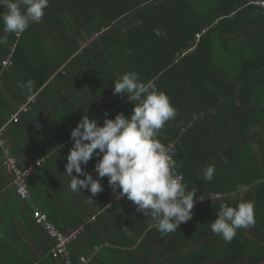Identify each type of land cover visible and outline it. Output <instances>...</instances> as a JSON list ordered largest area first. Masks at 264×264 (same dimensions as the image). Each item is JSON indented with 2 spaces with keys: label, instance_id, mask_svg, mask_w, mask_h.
Segmentation results:
<instances>
[{
  "label": "trees",
  "instance_id": "trees-1",
  "mask_svg": "<svg viewBox=\"0 0 264 264\" xmlns=\"http://www.w3.org/2000/svg\"><path fill=\"white\" fill-rule=\"evenodd\" d=\"M257 1L49 0L39 23L19 36L7 34V43L0 44V126L6 125L7 134L17 130L24 135L28 120L39 113L47 129L44 146L30 148L35 155L28 176L33 200L21 201L29 225L47 246L45 260L65 264L51 253L55 239L34 218L42 194L49 198L39 209L59 230L82 228L68 245L72 264H81V256L89 258L87 264H264V7ZM10 53L12 64L4 67ZM129 72L143 82L154 81L169 96L177 115L158 139L172 152L175 174H182L186 190L206 198L194 205L189 221L167 235L127 198L117 199L107 177L103 186L108 192L98 193L87 210L76 207L74 196L56 178L57 167L54 172L60 154L57 166L66 171L74 142L66 148L63 143L85 115L88 92L94 102L86 114L101 125L106 114L132 113L135 105L127 94H113L114 80ZM29 79L31 93L18 86ZM22 105L28 109L21 110ZM16 112L18 120L12 118ZM3 157L0 150L2 167ZM98 159L94 154L87 166L94 168ZM209 164L215 175L205 182L202 170ZM238 186L247 190L237 192ZM54 190L67 209L49 201ZM238 200L253 204L255 223L238 229L226 243L210 224L221 204L234 206ZM29 245L23 237L18 253L27 254ZM40 257L28 256L23 264Z\"/></svg>",
  "mask_w": 264,
  "mask_h": 264
},
{
  "label": "clouds",
  "instance_id": "clouds-1",
  "mask_svg": "<svg viewBox=\"0 0 264 264\" xmlns=\"http://www.w3.org/2000/svg\"><path fill=\"white\" fill-rule=\"evenodd\" d=\"M0 6L4 8L0 12L3 44L7 43V34L20 35L31 24L39 23L49 0H0ZM18 86L31 93L34 85L29 79ZM113 94H127L129 101L134 102L133 111L127 116L118 113L115 118L106 114L102 125L89 115L81 118L70 133L74 143L66 163L65 172L71 177L68 187L74 193L88 190L93 198L103 191L101 180L107 177L113 194L118 193L117 199L127 198L137 212L150 215L161 235L174 233L192 218L197 199L175 174V162L158 139L160 130L176 117L177 110L154 81L143 82L134 72L114 80ZM94 154L99 158L95 164L98 178L84 167ZM202 171L205 182L214 179V165L209 164ZM246 190L244 186L237 188L240 193ZM215 216L211 231L226 243L234 239L238 229L255 223L254 206L249 201L238 200L234 206L221 204Z\"/></svg>",
  "mask_w": 264,
  "mask_h": 264
},
{
  "label": "crops",
  "instance_id": "crops-1",
  "mask_svg": "<svg viewBox=\"0 0 264 264\" xmlns=\"http://www.w3.org/2000/svg\"><path fill=\"white\" fill-rule=\"evenodd\" d=\"M91 98H92L91 92H88L85 95V97L83 96V99L85 101L83 104L85 115H89V116L91 115L86 113L87 112L91 113L94 102ZM19 118L20 117L18 116V118L14 120H18ZM40 120H42V118L39 116V113L37 115H33L30 118V120H28L29 121V126L27 127L28 131L27 132L24 131V135L20 134L21 131L18 132L17 130L13 131V134H11L10 132L8 134L7 133L4 134V138L10 144L12 150L14 151L16 150L17 154L16 155L14 154V156L17 158V160L20 163H22L23 166L31 168L32 171H33L32 165L35 163V155L33 156L32 154L33 152H31L30 148L36 149L39 146V144L43 145V138L44 135H46V131H47L45 125L42 124L43 120L42 121ZM60 121H57V127H59L60 130H62L63 129L61 127L62 123ZM9 123H11V121ZM37 129L39 131H35ZM30 133L31 136H29ZM34 133H35V137L33 136ZM32 141L35 142V144H33ZM72 142L73 141L69 136L68 140L65 141V143H63L64 145L63 148L68 147V145L71 144ZM48 157H51V154H49ZM62 158H63V154H60L57 160H62ZM42 159L45 160V158L43 157ZM57 160L54 166V172L57 167V171L55 172L56 178L57 175L60 176V179H62V182L65 185L64 186L66 188L65 191L71 193V195L74 196L73 198L75 200L74 203L76 204V207H78V209L85 208L87 210H90L93 206L94 200H96L95 197L93 198L90 197L89 195H91V193L88 190H84V191L81 190L79 193L72 192L68 187L71 177L65 175L64 169L59 168L57 166ZM84 167L87 172L93 175L94 178H98V174L95 171V167L89 168L87 165ZM73 175H76L75 172L73 173ZM81 178L84 177L81 176ZM39 179L43 180L42 177H40ZM103 182L104 181L102 179L101 180L102 185ZM34 187L37 188V186ZM29 189L31 194L30 185H29ZM37 190L39 189L37 188ZM103 191H104L103 193H107L108 188L106 186H103ZM32 194H33V190H32ZM48 198L49 195L47 194L39 195L36 198L38 207L35 206L34 208L36 207L39 208V203L47 201ZM31 199H32L31 197L27 199H23L20 196H18V194L14 191L12 185H10L9 175L6 173L4 167L0 165V249H2V251L0 252V264H23L27 261L28 256H35L36 254L40 255L41 257L38 260H35L33 264H50L47 259L45 260V258L48 257V253L46 252L47 246L43 242H40V237L42 235L38 230H36L34 227L29 225L30 223L27 218V215L24 213V211L26 212V206H23L25 205V203H21V201L23 200H28L27 202L31 203L30 201ZM57 200L59 201L61 208L67 209L68 204H65L60 194L57 195V191L54 190L52 192V195L50 196L49 201H51L52 204L57 206ZM70 207L71 206L69 205L68 208ZM68 223L72 224L71 221ZM14 226L16 227V229ZM81 230L82 228L73 231V228L69 227L68 231H71L70 233L72 232L75 233L73 239L70 242V246L73 242H75V238ZM23 237H25L33 246L32 248L30 247L31 245H29V247H26L24 251L27 254L24 253L19 254L18 249L16 248L18 245L21 247V243L23 242ZM76 245L78 246V244Z\"/></svg>",
  "mask_w": 264,
  "mask_h": 264
},
{
  "label": "built area",
  "instance_id": "built-area-1",
  "mask_svg": "<svg viewBox=\"0 0 264 264\" xmlns=\"http://www.w3.org/2000/svg\"><path fill=\"white\" fill-rule=\"evenodd\" d=\"M257 3L261 4L264 7V0H259L257 1ZM12 58H13V54L10 53L8 57L3 61L2 63L3 66L9 67L12 64ZM27 109H28L27 105L21 106V110L25 111ZM18 116H19V112L13 114L12 118L17 119ZM5 131H6V127L0 126V150L4 155L3 167L6 173L10 177V184L15 186L18 196H20L23 199H27L31 195L28 184V176L31 174L32 169L31 168L23 169L19 166L17 158L13 155L10 144L4 138ZM168 153L171 156V159L173 160L172 152L168 150ZM176 175L180 178L182 182L183 180L182 174H176ZM218 196L219 194L213 197H218ZM201 198H198L194 205L203 202L206 199L204 197ZM34 218L38 223L43 224V227L47 231V233L52 238L55 239V244L51 249V253L53 254V256L57 258L60 257L64 258L65 264H72L71 259L69 257L70 251L68 245L73 239L75 233L74 232L65 233L59 230L56 224L49 219L48 215L37 207L34 210ZM88 261H89L88 257L81 256L80 258L81 264H87Z\"/></svg>",
  "mask_w": 264,
  "mask_h": 264
}]
</instances>
